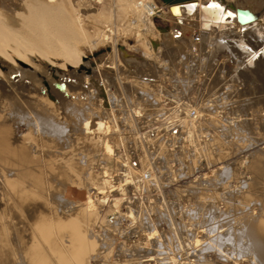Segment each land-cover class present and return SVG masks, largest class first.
<instances>
[{
	"label": "bare ground",
	"instance_id": "obj_1",
	"mask_svg": "<svg viewBox=\"0 0 264 264\" xmlns=\"http://www.w3.org/2000/svg\"><path fill=\"white\" fill-rule=\"evenodd\" d=\"M208 1L211 0H197L195 4L191 2L188 3L187 6H185L184 4L175 5L176 4L175 3L173 4L172 7L170 3H166L165 8L169 10L172 18L176 21V25L174 28L170 29L169 31L163 32L162 38L153 36L151 38L152 43L151 42L148 43L149 51L153 54L159 55L161 52H164L168 48L169 45L168 42L173 43V41L174 42L177 41V39H179L180 37L184 39L188 37L192 38L193 34H195L198 43L195 42V40H190V41L197 43L196 46L197 51L195 53L196 56H198L199 58L198 59L199 63L201 62L202 64L201 67L205 64L204 67L207 66L208 69L210 66L213 67V71L214 68L217 67V70H215L214 75L211 74L213 72L211 71L212 69L211 67H210L211 69L209 70L207 69L210 75L212 76L209 75L210 76L209 78V76L207 75L208 78H204L205 79L204 82H206L207 80V82L204 83L205 89L209 90L208 92H210L211 90H213L212 88L216 87L219 84H223L222 87L225 86L226 90H224L225 87L224 89L221 87L220 90L222 89L224 91L221 90L222 92L220 91V93L218 94L217 92H214L216 96L206 100L207 102L204 103V106L206 104L205 107L208 110L207 112H204L201 109L197 110L194 108L195 113L192 114L191 109H193V107L192 105L187 104V107L183 108L184 110H182L184 111L185 116L183 115L181 119L178 118L179 125L181 126L179 127L183 130L186 128L184 130L185 133L189 130L187 128H190L189 132L192 142L189 140L190 139L189 135H187L189 134V132L186 134L188 136V137L186 136V138L189 139H186L185 141L189 140L191 143H194L193 146L194 153H192L193 158L192 159L188 158L193 161L194 166L197 163V161L199 163L198 160L199 154H202L204 160H206L209 163L210 162L214 163V161H218L219 163L222 162L220 161L221 158L223 160V157L224 158H226L227 156L229 157L233 151L238 150L241 153V155L240 156L237 155L238 157L236 158L234 157L235 159L234 158L233 159L236 160V162H239L240 160L241 161L240 163H242L241 165H239V163H236L238 165L235 164L234 166L231 163L234 160L232 161L227 160L226 163H221V164L219 163L220 166H218L217 169L220 174L227 173L228 177L235 178V180L233 178L232 179L236 181V183L241 174H244L246 177H244V175L243 176L241 175L242 177L240 178L244 177L243 181L239 179L240 181L239 183L236 184L237 188L236 190L234 189V192L233 190L231 192L230 189L231 187L234 188L233 187L234 184L232 182L233 180L229 178L230 181L232 180L231 181L232 186L229 183L230 181L228 182V179L226 180L227 182L225 183H229L230 188H228L229 187L228 184L226 185V187L227 189L230 190L227 191L225 187L224 191H227V193L225 192L227 196L225 195V198L222 197L226 201L225 202L226 207L224 210L220 209L219 206L217 205V202L214 201L215 197L213 196L211 191V184L213 182L212 177L209 179L206 178L207 180L206 181L203 180V181L209 182L208 183L209 187L205 188L204 192L209 197L206 196L205 198V196L204 195L203 196L206 200L207 198H209L208 199L209 204L207 203L208 207H205L203 205L205 199L203 198L202 194H204V192L203 190H201L203 192V193L201 192L202 193L201 194L199 189L197 190V192L199 191L200 193V194L198 193V198H197L198 202L196 201L198 204H196V202L189 204V207L185 211H187V213L189 212V220L194 222L200 219L201 217L200 212L202 215L205 214L204 210H202L204 208H206L207 210L206 213L209 212L211 214L215 213L216 216L218 215L220 217L222 214H224V212L226 214V212H228L229 209L231 210L232 208H234L238 210L237 213L235 214L234 213L232 214L229 211L230 216L231 215L233 216L231 218H234V222H235L234 225L231 224L232 226L230 225L228 226L224 223V222H228L227 224L230 223L229 220L228 221L224 220L225 219L224 216L228 218L230 217L228 216L229 214L228 215L224 214V216L222 215L224 219L222 217L221 218L219 217V220L221 219L219 221L220 223H222V220L224 221L222 223L224 225H222L221 227L228 226L227 228L224 227L225 228L224 232L222 230L221 238L223 239L226 237L225 240L228 238L226 244L231 243V241L234 242L235 244L236 242L237 244H240L237 245V246H241L238 247L237 250L230 249L229 247L230 252L232 251L236 253L238 252L239 256L238 254L237 255L234 254L236 258L237 257L241 258L242 255L240 256V254L244 253L245 256L244 255L243 256L246 259H248L251 264H264V145H263L264 124H262V119L264 123V95L260 94L261 91H264V10H262V12H257L252 7V5H250V3H252L253 1L264 3V0H217L219 1L218 4L220 5L219 9L204 7L203 6L204 3ZM131 4L130 6H132ZM138 5L142 7L141 9L144 10L148 16L145 18L146 25L151 29H153L155 33L156 32L159 33L160 31L155 27V23L153 21V17H154L153 13L157 8L156 5L153 4L151 0L139 1ZM190 5L194 7H189ZM239 7L251 9L252 11L255 12L256 14L255 17L247 21L246 23L240 22L236 15H231L228 18L224 17L229 12L234 13ZM136 8H137V4H136ZM16 9H17L16 7H10L7 8V11L5 12L4 11L2 12L0 9V264H101L98 263L99 261L96 260L95 258L99 257L100 250L103 249L102 247L105 248V241L106 242L109 241L107 240L109 238H107L104 241L103 237H105V235L103 237L101 236L103 240H100L99 237H97L100 240L99 242L97 238L92 235L94 232H92L91 234V230H93L92 228L95 223V218H98L97 214L99 213L101 207L100 203L101 202L103 203L105 199L103 200L102 198L101 200L95 201L96 207L94 205H91V201L88 198L89 200L88 201L86 200L84 203L81 202L82 204H79L80 202H77L78 204L76 202H75L76 204L71 203L73 207L70 208L71 207L70 206L68 208L69 202L71 200H69L68 198L69 196L67 197L66 195L67 186L71 184L80 187V185L83 184V179L84 176L86 175L84 180V182L87 181L85 189L91 190V186H90L91 184L89 180L95 178L96 176L94 173L91 172L90 169V164L92 163L89 162L91 159L93 160L92 157L88 158L90 159L89 161L88 160L83 161L84 159L83 157H81L83 155H81L80 153L81 155L80 156L79 154H77L78 153L77 151H76L77 156H73L75 153H72V155L70 157L68 156V158L65 156L64 153L65 150L67 149L66 140L68 139V135H69V133H67L69 127L66 125V122H64L59 115L63 114L66 117L75 116L77 120L79 116V120H85L86 118L84 116H81L82 115L81 113L84 111V113L87 116L93 118L92 132L90 131L91 134L88 135L86 130L80 127H77L75 129V132L79 134L78 136L81 137L82 141H84L85 138L89 139V144L91 145V148H94L97 154H99L100 156L102 155L100 159L101 161H103L102 158L103 159L106 158L105 162H107L109 156L115 159L116 164L120 163L121 162L120 157L122 155L120 156L119 154L118 155L113 154L114 151H112L111 146L109 145L110 143L108 144L106 142L108 139L107 140L103 139L106 142L104 148H107L108 150L105 149L106 151L103 150L104 152H102L99 149L101 154L98 153V150L96 149L97 148L96 144L103 141L101 140V137L103 136L101 137H99V135L97 136V134L99 133L96 130H99L100 127L98 126L101 125L102 122H105L108 118L111 119L112 121L114 120L113 121L114 123L119 118H121L122 121L128 123L129 121L131 122V120L128 121V119L131 118V116L133 117V115H135L134 112H136V114L137 113L139 114V113H143L146 110L143 109V106L142 107L137 106L138 108L130 109V110L126 109V106L124 105L125 104V101L123 99L124 97L121 96L122 93L124 92H122L120 95L119 92H116L117 89L115 88L116 89L115 91V89H113L112 87L113 84H115V82H113V84L110 83L113 81L111 79L113 77L112 75L113 69L112 70L108 69L107 71L100 73L103 75H100L98 79L94 77V74H92L93 70L91 69V71L87 72V74L84 75L82 74L81 77H77V76L75 77L76 80H78L80 83L78 81L77 83H73L72 82L73 78H71L72 83L69 84L68 80L70 78L69 77L70 73L73 74H75L76 72L81 73V71L85 69L79 68L80 65L84 64V62L86 63L88 62L90 64V61L88 59L87 60L84 59L86 55L79 50L77 44H79V42L81 41L88 40L87 42L91 46L92 44L98 45V43L102 40L110 41L113 39L114 42L113 41L112 42L114 46L113 49L110 50L112 51L111 52L112 55L110 54L111 57L108 55L109 56L108 58L110 59L112 65L115 64L118 66L122 64L123 66H125L124 68L129 69V72L131 73L132 72L138 73L137 70L146 71V69L144 68H147L148 65L150 64L149 60L151 57H149L148 55L141 57V56H137L134 53H128V52L126 53L124 51L123 46L119 47V45L117 44V38L113 37V32H111L112 30L110 31L111 33H107L104 35H101L103 31L102 32L99 31L100 34L98 33L96 36L97 38L94 39L91 38L89 29L82 26V24L84 23H80L77 21H76L77 23H71L70 21L67 20L69 16L60 17L62 13L59 14V12L44 11L40 7L26 9V10L23 9V11H19L18 9L17 11ZM135 12L139 13V10H136ZM56 14H58L59 16H57ZM122 14H123V10H121L120 14L118 15L122 16ZM77 20H79V18ZM185 24H187V26ZM111 26L110 29L112 28ZM186 35L188 37H186ZM138 37H140L138 38V40H140L142 43L144 40L142 41L141 39L142 34H141V30L139 29H138ZM159 56L156 57L159 58ZM54 57L59 58L61 60L60 63L59 61L58 62L53 61L52 59ZM103 61L104 59L100 58L96 65V68L100 69L104 64ZM157 61L159 62V60ZM163 61H164L162 62L163 65L164 64L166 65L168 63L167 59L166 60L163 59ZM180 61L182 62L183 60H179V62ZM187 63L189 62H186V64ZM63 66L66 67V70L68 69L70 73L65 72L64 70L65 68L64 69L62 68ZM166 66H164L163 71H165ZM208 71H206L204 74H208ZM122 73H119V75L121 76ZM135 73H134L135 76L134 78L136 80L134 81L136 83L134 84L138 85L139 90L141 89L140 91L138 90V92L139 93L141 92L142 94L141 98L139 97L141 100L145 98V99H151L150 101H152L153 97L155 99V96L159 95L160 91L165 89L164 88L162 90H159V93H157L156 87H154V85L151 86V81L149 79L151 75L149 76L148 74L147 77H145L144 75L136 76ZM128 74L129 73L127 71V75H125L126 77L124 78L127 79ZM124 78L121 80H124ZM152 78L153 77L151 76V80ZM125 80L121 82L123 83L125 82ZM134 81H131L132 84ZM192 81H194V79ZM64 82H66V84ZM54 85H56L57 87H55ZM177 87L180 86L177 85L176 88ZM193 87H194V83L192 82L186 87V89H191ZM184 88L185 87H183V89ZM101 90H103L104 96L101 94L102 92ZM234 91L235 93H233ZM162 93L165 94L163 91ZM249 93L256 94L253 97L254 99L252 100L251 98L252 101L250 100L249 102V105L251 103L253 109V111L251 112L252 113L254 112L251 117L247 118V116L249 115L245 114L247 113L246 111L244 113L246 117H244V115L242 114L244 108L241 107L243 111L239 112L240 107L238 110H236L238 107L231 105L233 103V102L231 103V101L229 102L227 101L228 103L225 102L226 104L230 103V105L225 107H223L224 105H226L223 103L224 101L222 103L220 102L221 105L224 104L222 108L220 107L221 108L220 110L218 107H217L218 110H216V108L210 106L215 102V100L217 99L224 100V98L230 96L231 94L235 95L233 96V98L236 97V95L240 98L243 95ZM172 94L174 100L179 101L182 99V96L179 92L175 91V93ZM129 97L131 98V95ZM230 98L231 96L228 97V99ZM156 100L161 101L162 99L159 96L158 98L156 97ZM225 100H227V98ZM240 100L246 102L245 97L240 98ZM243 101L241 103H243ZM89 103L91 105H89ZM220 104L218 103V105ZM243 104H244L243 106L247 105L246 103ZM235 105H237V103H235ZM230 106L235 107L236 108L235 110L238 111L240 115L242 114L241 116L239 115L240 116L239 119H238V112H237V116L232 115L234 116L233 121H231L232 119L228 118L229 111L235 112L233 111L234 109L229 110L232 109L229 108ZM83 108H85L86 111ZM164 108L165 107L161 108L163 111L162 110L159 111L158 115L162 113L161 116H163L167 112L169 113V110L167 111L168 108L167 109ZM117 109L119 114L115 113ZM179 110H181V108ZM255 111H257V113L261 111L258 114L259 115L261 114L262 116L260 115L261 117H259V115L255 113ZM170 112H172V110H170ZM223 112L228 113V114L225 113L227 115L225 116L226 122H224L223 120L224 117V114H222ZM176 113L179 112L177 111ZM151 115L147 117L152 118ZM235 118H237V120ZM121 119L117 121L118 123H115V125L118 124L119 129L121 126L119 124L121 123ZM113 122L112 124L110 123L111 129ZM168 122H173V121H168ZM206 122L209 123V124L207 123L208 125L206 124L207 127H205L204 125ZM95 125H97L98 128L95 127ZM114 128L117 129L116 126H114ZM155 128L158 129L159 126ZM170 128L163 127L162 129L166 130V134L168 133L171 134L170 130H172V128L171 129ZM175 129L177 130L178 128H174V132L176 131ZM178 130L175 132L176 134H178ZM111 131L112 130L108 132L111 134ZM115 131L116 130H114L113 133L118 134V132ZM230 131L232 132V134H234L232 138H230V134H231ZM101 132L103 131L101 130L100 134ZM200 132L201 135L203 132L205 134L204 141L199 139L201 138ZM104 133L105 132H103L101 135H103ZM146 133L144 135H146ZM181 133L182 132H179V134ZM108 134H106V136H110ZM118 135L117 138L120 137ZM155 135L157 137L162 136V134L160 135V130H159V134L157 133ZM113 136H116V134L115 135L113 134ZM152 137H154V135L151 136V138ZM120 138H118L117 142L120 141L119 140ZM122 138L126 139L125 136ZM181 138L183 137L181 136ZM163 139L164 141L162 142L161 139L160 141H153L154 139H150V141L152 140L154 144L156 142L157 143L161 142L159 144L163 145V149L165 148L169 149L171 144L174 143L173 142L174 139L177 140V136L174 138L173 134H171L166 139L165 138ZM122 141H120V143L122 144L126 143L124 142L123 139ZM120 143H118V145ZM261 143H263L262 146H258L261 145ZM157 145L155 146L157 147ZM174 146H176V144ZM172 148H170V150ZM182 148L183 147H181V149ZM163 149L160 148V152L162 150V152H164L165 154L166 151H163ZM176 149L179 151L174 149L175 151L173 150V153L170 151L168 152L171 161L172 158L174 156L177 157L179 153H181L184 156V153L180 152V149L178 148ZM185 151H187L186 153L189 152L188 150ZM160 152L158 151L159 154H162V152L161 153ZM239 152L238 153L236 152V154H239ZM158 153H157L158 157L160 156L162 157L164 155L163 154L159 156ZM86 156H91V155L88 154ZM86 156L84 158H87ZM156 157H154V160ZM175 158L173 159L174 162H175ZM183 158H185V156ZM124 161L127 160L125 159ZM144 161L141 162L144 163ZM169 161L167 163H169ZM223 161H225V159ZM142 166L145 165L142 164ZM168 167L170 168L171 165ZM106 168L107 167H105V169ZM129 171H130L129 174H131V170ZM185 171L182 174L187 173ZM102 173L100 174L102 175ZM237 174L240 175L238 176ZM205 176L206 175H204V177ZM207 176L209 177V175ZM104 181H106V179ZM202 182L200 183L202 184ZM240 182L243 183L238 187V184H241ZM141 185H144V182L139 180L138 186ZM147 185L148 184H146V186ZM143 187H145V185ZM202 187L204 188V186ZM93 189L95 190V188ZM196 195L197 194H195V196ZM141 202L143 203L144 200ZM116 203L118 204L119 202ZM130 204L128 206H130ZM149 205L150 206H142V207L140 206L139 211L141 212L142 209L145 210L146 213L149 212L150 208H152L150 203ZM95 208L97 209V211ZM126 209L127 208H125V210L122 211H120L121 209L120 210L118 209V211L116 210V212H114L115 211L114 210L113 211L114 213L113 212L111 213L109 211L112 217V218L110 217V219L115 220L116 218H118V216H122V215L125 216L127 214L132 217L133 216L131 215L132 212L129 214V211L127 212ZM142 213L144 214V212ZM210 213L208 215H210ZM144 216L145 215L143 216L141 215L138 217L134 216L135 220L140 217L143 218L142 221L137 219L138 221L142 222V226L141 223L139 224L140 226H137L136 224L137 222H136L135 226L137 227L134 226L133 229L135 228L138 230L139 229L138 227L143 228V226H145V229H147L146 232L148 233L147 235H149L152 232V229L156 226V223L152 218L149 219ZM231 222H233V220H231ZM197 224L199 226L200 223ZM208 227L211 226L209 225ZM218 228H220L219 225ZM106 229L107 228L105 227V230ZM206 230L207 229L205 228V231ZM209 230L210 229L208 228V231ZM100 233L98 232V234ZM137 233L139 234L138 231ZM223 233L225 234V237H223L224 235ZM94 235H97L96 232ZM172 236L173 235L169 236L171 241H172ZM216 237L217 235L214 238L216 239ZM218 238L220 239V240L216 239L218 243L223 241L221 240L220 237ZM199 239L200 238H196L195 239L196 242L199 241ZM212 240L214 239L212 238ZM110 241L108 243H110ZM154 241H156L157 243V244L155 243L156 245H160V242H158L157 239H155ZM101 242L102 243L104 242L103 243L104 245H102ZM226 244H224V246ZM209 245H212V243L210 242ZM132 246L134 247L135 245ZM220 246L223 247L224 249L223 244H221ZM230 246L232 248L233 243H231ZM234 246L236 247V245ZM108 247L109 246H106V250ZM128 248L129 247H127V249ZM218 249L220 248L217 247L216 250ZM130 250L129 252H131ZM226 250L228 251L227 253H229L228 248L227 249L225 248L224 251ZM241 251L243 252L241 253ZM229 254H227V257L229 256ZM232 258L233 257H230V259ZM104 261L102 262V264H108Z\"/></svg>",
	"mask_w": 264,
	"mask_h": 264
},
{
	"label": "rangeland",
	"instance_id": "obj_2",
	"mask_svg": "<svg viewBox=\"0 0 264 264\" xmlns=\"http://www.w3.org/2000/svg\"><path fill=\"white\" fill-rule=\"evenodd\" d=\"M139 1H144V0H133V1L132 0H0V9H1L2 12L3 11L4 12L7 11V8H10V7H16L19 11H23V9L26 10V9H32V8L40 7L44 11L59 12V14L62 13V15H60V17L69 16L67 18V20L70 21L71 23H77V22L84 23V24H82V26L86 27L87 29H89L91 38H94V39H96L97 38L96 37L97 34L98 33L100 34V32H102V31L103 32L101 33V35L113 32V37L117 38V44L119 45V47L123 46L124 51L126 53L127 52L128 53H134L137 56H141V57H144V56H147V55L149 57H151L150 58L151 61L149 60L150 64L148 65L147 68H144V69H146V71L137 70V72L139 74L134 72L135 75L136 76L144 75L145 77H147L148 74H149V76L151 75L154 78V80H153V78H152L153 81L151 80V76H150V78L149 77L148 78L151 81V86L154 85V87H156V89L158 90L157 91L155 89L157 93H159V90H162L164 88L166 89V91H165V89L162 90L166 95L163 94L162 91H160L159 95L155 96V99L153 97L152 101H150L151 99H145V98L144 99L142 98L143 100H141L140 98H141L142 94H141V92L140 93L138 92L139 87L136 84L137 87H138L137 88L136 85L134 84V83H136L134 81V80H136L134 78L135 77L134 73L133 72L132 73L129 72V69L124 68L125 66H123L122 64H120L118 66L115 65V64L112 65L110 59L108 58L109 56L111 57V55H112V53H111L112 51H110V50L113 49V46H114L113 45V42H114L113 39L110 40V41H103L102 40V41H100L101 43L100 42L98 43V45L92 44L91 46L87 42L88 40L81 41V42H79V44H77L78 47H79V50L83 54H85L86 56L88 54H91V53L97 51V50H102L97 56H92L91 57V59L93 61H95V64L93 66L91 65V69L93 70L92 74H94V77H96L98 79L100 75H103V74H100V73L105 72L108 69H111V70L113 69L112 70L113 77L111 78L113 81L110 82V83L113 84V82H115V84H113L112 87H113V89L116 88L117 91H116V89H115V91L119 92L120 95H121L122 92H124V93H122L121 96L124 97L123 99L125 101L124 105L126 106V109L130 110V109H135V108L143 106V109L146 110V111L143 112L144 114L143 113H139L141 115H139L138 113L136 114V112H134L135 115L132 114L133 115V117L131 116L132 119L131 118L128 119V121L131 120V122L129 121L128 123L122 121L121 118L117 119V117H116L117 121L121 119V123H119L121 125L120 129L118 128L119 127L118 124L115 125V123H118V122L115 120L116 122L114 123L113 122L114 120L112 121L109 118L107 120L105 119L106 121L104 120L105 122H102L101 125L98 126L100 128H99V130H96L99 133V134H97V136L98 135H99V137L103 136V137H101V140H103V139L107 140L108 139L106 142L108 144L110 143L109 145L111 146L112 151H114L113 154L114 155L115 154L116 155L119 154L120 156L122 155L121 157L123 158V161L125 159L127 160V161L123 162L122 158L120 157V161L121 162L117 163L118 165L116 164L115 159L113 157H109V156H108V159H107L108 160L107 162L109 164L107 162H105L106 158H104V159L102 158L103 161H101L100 159H101L102 155L100 156L99 154H97V152H96V150L94 148H91V145L89 144V139L85 138L84 141H82L81 137L78 136L79 134H77V132H75V129L77 127H80V128H84L88 135L91 134L92 126H93V118L87 116L84 113V111L81 113L82 114L81 116H84L86 118L85 120H79V116H78V120H77L75 118V116L66 117L63 114L59 115L62 118V120L64 122H66V125L69 127L68 128V132H67V133H69V135H68V139L66 140L67 149L65 150V153H64L65 156L68 158V156L70 157L72 155V153H75L73 156H77V154L80 155V153H81V155H83V156H81V155L80 156L83 157V159H84L83 161H87V160L89 161L90 159H88V158L92 157L93 160L91 159L90 162H89V163H92V164H90V169H91V172L94 173L95 176H96L95 178H92V176H91L92 179H90L91 181L89 180V182L91 184L90 185L91 186V190H86L85 189L87 181L84 182V180H85L86 175L84 176L83 184H81L80 187L77 186V185L74 186V185H71V184H69L67 186L68 190L66 189V195H67V197L69 196L68 197L69 200L74 201V202H71V201L69 202L68 208L70 206H71L70 208L73 207V205L71 203L80 202L79 204H82L86 200L88 201L89 199L91 201V205H94L96 207V202L95 201L101 200L102 198H103V200L105 199L103 201V203L102 202L100 203L101 207H100L99 213L97 214L98 218H95V223H94L93 228H92L93 230H91V234H92V232H94L92 234L94 237H96V238L99 237L100 240H103V238H104V241L107 238H109L107 240H109V241L111 240L110 243H112V244H110V243H108L109 241H107V242L105 241V248L102 247L103 248V249H101L102 251L100 250V253H102V254L99 253V257H97L98 259L95 258L96 260L99 261L98 263H101V264H102V262L104 260H105L104 262H106L108 264H111V263L112 264H118L119 262H120L119 264H124V263L125 264L126 263L127 264H136V263L137 264H187V262H188V264H196V263L197 264H199V263L200 264H203V263L204 264H224V263L225 264H251L250 261L244 257L245 255H244V253H242L243 251H241L242 254H240V256L242 255L241 258L240 257L236 258L235 255H237L238 252L236 253V252H234L232 250L231 251L233 253L230 252L229 247H230V249H236L237 250V248L241 247V246H237V245H240V244H237V242L235 244L234 242H232L230 240L231 243H233V247L231 248V246H232V245L230 246L231 243H227L226 244L228 238L225 240L226 237H225L224 233H223L224 234L223 237H225V238H223V239L221 238L222 237L221 236L222 230L224 232L225 231L224 227H226V226L221 227L222 225H224V224H222L224 221L222 220V223L219 222L221 220V219L219 220L220 216H218V215L216 216L215 213L211 214L210 212H209L210 215H208L209 213H206L207 210H206V208H204V209H202V210H204V213H205L204 215H202L201 212L199 211L201 217H200V219H198V218L197 219L200 222L198 220L193 222V221L189 220V212L187 213V211H185L189 207V204L195 203L196 201L198 202L197 198H198L199 191H200V193L202 192L201 190H203V192H204V189L209 187L208 186L209 182H205V181L207 179L211 178V177H212V181H213L212 184H211V191H212L213 196L215 197L214 201L217 202V205L219 206L220 209L224 210L225 207H226V203H225L226 201L222 197L225 198V195L227 196V194H225V192L227 193V191L230 190V189H231V192H232V190L234 192V189L236 190V188H237L236 184L239 183L240 180L243 181V178L246 177L244 174H241L242 176L244 175V177L240 178L242 176L240 174H237L238 176L239 175L240 176H239V178L237 177L238 180H237V183H236V181H234L235 178L228 177L227 173L220 174L218 172V169H217V167L220 166L219 163L220 164L221 163H226L227 160L228 161H232L236 157L240 156L241 153L238 150L237 151H233L231 153L233 156L230 154V156H229L230 158L228 156H227L228 158L225 156L227 159L223 157V160L225 159V161H223L222 158H221L220 161H222V162H219V163H218V161H214V163L213 162L209 163L206 160H204V157H203L202 154H199V156H202V157L198 156L199 163L197 161V163L194 166L193 161L190 160V159L193 158V154L192 153H194V151H193L194 143H191L192 141H191L190 132H189L190 128H187L189 130L188 131L186 130L187 132L185 133L184 130L186 128L183 130V129L180 128L181 126L179 125V119H181L183 115L185 116L184 111H182V110H184L183 108L187 107V104L188 105H192V107H193V109H191L192 110V114L195 113L194 108L197 109V110L201 109L204 112H207L208 110L205 107L206 104L204 106V103L207 102L206 101L207 99L213 98V97L216 96L214 92H217V94L220 93V91L222 90V89L220 90V88L222 87L223 84H219L220 87H219V85H217L218 86V87L216 86L217 88L216 87L212 88L213 90H211L210 92H208L209 90L205 89V84L204 83H206L207 80H206V82H204V80H205L204 78H208L207 75L208 76L210 75L208 70L212 68L211 71H213V67L210 66L211 68L209 67V69H208L207 66L204 67L205 64L201 67L202 64H201V62L199 63V61H198L199 58H198V56H196V53H195L197 51V47L196 46H197V43H198V41L196 40L197 37H196L195 34H193L192 38H190V37H188L186 35V37H188L189 39L188 38L184 39L182 37H180V38L178 37L179 39H177V41H175V42L173 41V43L172 42H170V43L168 42V44H169L168 48L164 52H161L159 54L161 56L151 53L149 51V45H148V43H150L152 41L151 38L153 36H157L158 38H162V33L166 32V31H169L170 29L174 28L175 25H176V21L172 18L169 10H167L165 8L166 3H164L163 0H151V2H153V4H155L156 7H157L155 9V12L153 13V16H154L153 17V21L155 23V27L160 31L159 33H157V32L155 33L153 31V29H151L150 27H148L146 25L145 18L148 17V16L145 13V11L141 9L142 7H140V5H138ZM145 1H147V0H145ZM134 2L137 4V8H136V4ZM253 2H255V3H253ZM253 2L250 3V5H252V7L255 9V11L262 12V10H264V3L257 2V1H253ZM130 4L132 6H130ZM138 7H140V8H138ZM121 10H123V14H122V16H119L118 14H120ZM134 10L135 11L139 10V13H136ZM56 15L59 16L58 14H56ZM78 18H79L80 21L77 20ZM113 24H114V26H113ZM185 25L187 26V24H185ZM110 26L112 27L111 29H110ZM113 28H115V29H113ZM138 29L141 30V34H142L141 39H142V41L144 40L142 43H141L140 40H138V38H140V37H138ZM190 40H195V42H197V43L192 42ZM144 42L147 45H145ZM107 47H109V49H107ZM156 56H159V58H157ZM100 58L104 59V61H103L104 64L102 65L103 68L101 67L100 69H98V68H96V65H97V63H98ZM163 59L164 60H166V59L168 60L167 62L169 64L167 63L166 64L167 66L165 64L163 65V63H162V62H164ZM52 60L56 61V62L59 61V63L61 61L59 58H55V57ZM157 60H159V62ZM173 60H175V61H173ZM179 60H183V61L179 62ZM185 61L189 62V63L186 64ZM84 64L85 65H90L88 62L87 63L84 62ZM115 66H116L117 69L115 68ZM164 66H166L165 71H163L164 70ZM187 67H190V68H187ZM62 68L63 69L65 68L64 69L65 72H67V73L69 72L68 69H67L68 71L66 70V67L63 66ZM205 68H206V70H205ZM126 70L129 73L128 76H127V79L124 78V77H126L125 75H127V71ZM215 70H217V67L214 68V71L211 73L212 75L215 74L214 73ZM206 71H208V74H204ZM146 72H147V74H146ZM77 73H78V75H77ZM119 73H122L123 75L121 74V76H120ZM82 74L83 75L87 74V72L85 70H83V71H81V73L80 72H76L75 74L70 73L69 74L70 78L68 80V83L69 84L72 83V82L73 83H77L78 80H76L75 77L76 76L77 77H81ZM173 75H175V76H173ZM212 75H210V76H212ZM115 76H116V78H115ZM117 76L120 79V81L117 78ZM210 76H209V78H210ZM121 77H123L124 80L126 79L127 82L125 80V82L122 83L121 81H124V80H121V79H123ZM181 77H183V78H181ZM71 78H73L72 82H71ZM179 79H181V80H179ZM193 79H194V81H192ZM131 81H134L133 84H132ZM189 81H190V83H192V82L194 83V87L191 88V89H186V87L190 84ZM239 82H240V80H239ZM64 83L66 84V82H64ZM177 85L180 86L181 88L180 87L176 88ZM54 86L57 87L56 85H54ZM173 87L176 88L177 90L174 89ZM183 87H185V88L183 89ZM224 87H222V88L224 89ZM179 88L181 89V91H180ZM174 90L181 94V96H182L181 100L182 101L181 100H179V101L178 100H174V98L172 96L173 95L172 93H175ZM224 90H226V87H225ZM224 90H222V91H224ZM211 93H214V94H211ZM233 93H235V91ZM168 94H170V95H168ZM260 94L264 95V91H261ZM130 95H131V98L129 97ZM255 95L256 94H254V93H249V94L243 95L242 97H245V101H246V102H244L243 100H240V98H242V97L239 98L236 95V97H234L235 98L234 99L233 96H235V95L231 94L230 95L231 96L230 99H228V97H230V96L226 97L227 100H225L226 98H224V100L223 99L222 100H218L217 98H215L217 100L214 99L215 102L213 104H211L210 106H213L214 108H216V110H218V108L220 110L224 104H226L229 101H231V103L233 102L231 105H233L235 107H238V108L236 109L235 107L230 106L229 108H232V109H229V110H233L234 109L233 111H235V112L229 111L228 112L229 114L227 112H225L226 114H228V118L232 119L231 121H233L234 116H232V115H236L237 116V112L238 111H236V110H238L239 107H240V109H239L240 111L239 112L243 111V109H241V107L244 108V111L242 112V114L244 115V117H246V115H249V116H247V118H248V117H251L253 115V113H254V112L253 113L251 112V111H253V109H252L251 103L249 105V102H250L251 98H252V100L254 99L253 97ZM132 96H134V97H132ZM159 96L161 97V99H162L161 101H163V102L157 101L160 98L156 100V97L158 98ZM248 96H250V97H248ZM172 99H173V102H172ZM202 100H203V102H202ZM165 101H167V102H165ZM242 101H243V103H246L247 105L245 104L246 106H243L244 104L241 103ZM220 102L221 103L223 102L224 104L221 105ZM218 103L220 105H218ZM235 103H237V105H240V104H242V105L237 106V105H235ZM126 104H128V105H126ZM89 105H91V104L89 103ZM135 105H136V107H135ZM176 105L177 106L179 105V106L177 107ZM228 105H230V103L224 105L223 107L228 106ZM163 107H165L166 109L168 108L167 111L169 110V113L167 112L163 116H161L162 113L158 115L159 111H161L162 110L161 108H163ZM180 108H181V110H179ZM83 109L86 111L85 108H83ZM170 110H172V112H170ZM177 111L179 113H176ZM245 111L247 113H245ZM239 112H238V119L242 115V114L240 115ZM260 112H258V113H260ZM115 113L119 114L118 109L116 110ZM225 113L224 112L222 113V114H224V117H223L224 122H226L225 116H227ZM255 113H257V111H255ZM258 113H257V115H259ZM149 115H151L152 118H150V117L148 118L147 116H149ZM155 115H157V116H155ZM257 115H255V116H257ZM260 115H259V117L262 116V115L261 116ZM135 117H137V118H135ZM192 117H193V115H192ZM133 118H135V119H133ZM167 118H169V119H167ZM235 119L237 120V118H235ZM177 120H178V122H177ZM168 121H173V122H168ZM112 122H113V125H112V129H111ZM122 123H124V124H122ZM207 123L208 122H206L204 124L205 127H207L206 126ZM169 124H170V126H169ZM262 124H264L263 123V119H262ZM97 125H95V127H97ZM105 126H107V127H105ZM114 126H116L117 129H115ZM141 126H142V128H141ZM158 126H159L158 129L160 130V135L162 134V136H159V137H157L155 135L157 133L159 134V130L155 128V127H158ZM163 127L164 128H170L171 127L172 130H173V131L170 130L171 134H173L174 138L177 136V140L174 139V141H173L176 144V146H174L175 144L172 143L171 146L169 147V149L165 148L166 150L163 149V145L162 144L160 145L159 143L164 141L163 138L166 139L171 134H169L168 132H167L168 134H166V130L162 129ZM113 128H114V130H116L118 132L119 135L117 133H113L114 132ZM133 128H135V129H133ZM174 128H178V129L180 128L179 130L177 129L178 130V134H179V132H182V133L179 134V136H178V134L175 133L177 130L175 129L176 131L174 132ZM205 129H207V128H205ZM101 130L103 132H105L103 135H101L103 132H101V134H100ZM104 130H106L107 133ZM110 130H112L111 134L112 133L114 135L116 134V136H113V134L111 136V134L109 133ZM119 131H120V133H119ZM121 131H122V133H121ZM155 132H157V133H155ZM183 132H184L185 135L183 134ZM188 132H189V134H187ZM204 132L202 133L203 136L201 135V132H200L201 138H199V139H201L203 141L205 140ZM145 133H146V135H144ZM106 134H108L110 136H106ZM186 134L189 135L190 139L186 138V136H187ZM117 135L121 137V138L118 137V138H120L119 139L120 141H122V139H123L124 142H126V143L122 144V143H120V141L117 142V140H118ZM150 135L151 136L154 135V137H157V138H154V137L151 138ZM180 135L183 138H181ZM124 136H125L126 139L122 138ZM232 136H234V134H232V132H231L230 138H232ZM144 137L147 138L148 140L145 139ZM150 139H154L153 141H160V139H161V142H159V143L156 142L157 144H159V145H157L156 143L154 144V142H152V140L150 141ZM186 139H189L191 142L189 140L185 141ZM149 141L152 142V143H150ZM106 142H105V140H103L102 142L97 143L96 144L97 146L95 145L97 147L96 149L98 150V153L101 154L100 150L102 152H104L103 150L107 149V148H104L105 147L104 145H105ZM118 143H120V144L118 145ZM189 143H191V144H189ZM262 144L263 143H261V145H258V146H262ZM155 145H157L158 148ZM159 146H160L161 149H163V151H166L165 154H164V152H162V150H161L162 154L158 153V151L160 152ZM181 147H183V148L186 147L184 149L188 150L189 152L186 153L187 151H185L183 148L181 149ZM187 147H189V148H187ZM170 148H172V149L170 150ZM176 148L180 149V152L184 153L185 158H183L184 156L181 153H179V155L177 157L176 156H174V157L171 156V157H173L172 161H171V158H170V155H168V152L170 151V152L173 153L174 149L177 150ZM177 151H179V150H177ZM234 152H235V154H234ZM236 152L237 153L239 152V154H236ZM157 153L159 154V156L163 155V154L164 155L162 157L161 156L158 157ZM174 153H176V152H174ZM185 153H186V155L188 154L190 157L188 155L186 157ZM88 154L91 155V156H86ZM125 155H126V157H125ZM153 155H155V156H153ZM165 155H166V157H165ZM180 155H182V156H180ZM80 156H78V157H80ZM85 156L87 158H84ZM154 157H156L155 160H154ZM178 157H179V159H178ZM174 158H175V162L173 160ZM180 158H182V159H180ZM188 158H190V159H188ZM166 160H168V161L170 160L171 162L169 161V163H167L168 161H166ZM141 161L142 162L144 161V163H142ZM190 161H192V162H190ZM183 162H184V164H183ZM240 162H241L240 160H239V162H236V160H234L231 163H232V165L235 166L236 163H239V165H241L242 163H240ZM141 163L144 164L145 166H142ZM165 163H167V164H165ZM131 164H132V167H131ZM169 164L171 165L170 168L168 167V166H170ZM191 164H193V165H191ZM236 165H238V164H236ZM105 167H107V168L105 169ZM164 168H166V169H164ZM129 170H131V174H129L130 173ZM190 170H192V171H190ZM184 171L187 172V173L182 174ZM133 172L136 173V174H134ZM100 173H102V175ZM104 173H105V175H104ZM145 173H148L149 176L145 177ZM129 175H130V177H129ZM204 175H206V176L204 177ZM207 175H209V177ZM210 175H212V176H210ZM202 176H203V178H202ZM102 178H104V179H102ZM229 178H231V179L233 178L234 179V180L232 179L233 181L231 180L233 182V184L235 185V186L233 185L234 188H232V187L230 188L229 185L232 182L229 180ZM105 179H106V181H104ZM227 179H228V182L230 181L229 182L230 184L229 183H225V182H227L226 181ZM139 180L144 182V185H145L146 188L143 187L144 185L138 186ZM203 180H205V181H203ZM192 182H194V183H192ZM200 182H202V184ZM145 183L148 184V185L146 186ZM203 183H205V184H203ZM240 183L241 184H238V187H239V185H242L243 182H240ZM92 184H94V185H92ZM227 184L229 186L228 188H230V189H227V187H226ZM202 186H204V188ZM231 186H232V184H231ZM197 187H199V188H197ZM200 187H202V188H200ZM225 187H226L227 191H224ZM93 188H95V190ZM107 188H108V190H107ZM98 189L100 190V192H99ZM197 190H199V191L197 192ZM221 192H223V193H221ZM89 193H91V194H89ZM195 194H197V195L195 196ZM203 195L205 196V198H206V196H208L207 194H205V192H204V194H202V196ZM204 196H203V198H204ZM115 199H117L118 201L115 200ZM208 199L209 198H207V200L205 199V202L203 200V202H204L203 205L205 207H208V204H209V200ZM143 200L145 202V203L143 202L144 204L141 202ZM116 202H119V203L117 204ZM197 202H196V204H198ZM149 203L152 206V208H150L149 212L146 213V211L142 210V209H141V212L139 211L140 210V208H139L140 206L141 207L142 206H150ZM129 204H130V206L131 205L132 206L131 207L128 206ZM117 205H119V206H117ZM136 207H138V208H136ZM125 208H127L126 210H127V212L129 211V214L132 212L131 213V215H133L132 217L127 214L125 216H123V215L122 216H118V218L115 217L116 218L115 220L114 219H110V217H111L110 214L114 210H115L114 212H116V210L118 211V209L119 210L121 209L120 211H122V210H125ZM200 208H202V207H200ZM112 209H114V210H112ZM232 209L235 210V211H233ZM232 209L231 210L229 209V211L232 214L233 213L234 214L237 213L238 210H236L234 208H232ZM136 210H138V211H136ZM96 211H97V209H96ZM229 211L226 212V214L224 212V214L225 215L229 214L228 216H230ZM142 212H144V214ZM202 213H203V211H202ZM224 214H222V215L224 216ZM141 215L142 216L145 215L144 217H147L149 219L152 218L155 221V223H156V226L152 229V232L149 235H147L148 233L146 232L147 229H145V226H143V228L142 227H138L139 228L138 230L134 228L135 230H137L139 232V234L137 233V231H135L133 229V227L135 226L136 222H137L136 223L137 226H140L139 225L140 223H141V226H142V222L141 221H142L143 217L142 218L141 217L137 218L138 220H141V221H138L137 219L136 220L134 219V216L138 217V216H141ZM222 215H221V217L223 218ZM207 216H209V217H207ZM231 217H233V216L231 215L229 218L224 216L225 219L223 218L225 221L229 220V222H230L229 224H227L228 222H224L228 226L229 225L232 226V225L235 224L234 218H231ZM209 218H211V219H209ZM217 220H218L219 223L217 222ZM231 220H233V222H231ZM201 221H203V222L206 221V222L203 223ZM214 221H216V222H214ZM188 222H190V223H188ZM196 222L200 223L199 226H198V224ZM207 223H209V224H207ZM216 223H217V225H216ZM99 224H101V225H99ZM202 225H203V227H202ZM209 225L211 227H208ZM218 225H219L220 228H218ZM137 226H135V227H137ZM105 227L107 228L106 230H105ZM114 227H115V230H114ZM205 228L207 229L206 231H205ZM208 228L210 229L209 231H208ZM203 229H204V231H203ZM131 230H132V232H131ZM195 230L197 231L198 234L196 233ZM95 232H96V234L98 236L94 235ZM98 232L99 233L101 232L102 234L101 233L98 234ZM194 233H195V235H194ZM217 233H219V234H217ZM106 234H108V235H106ZM104 235H105L106 238L103 237ZM171 235H173L172 236V241L169 238V236H171ZM193 235H194V237H193ZM199 235H200V237H199ZM216 235H217L216 239H219L218 237H220L221 240H223V241L218 243V241H216V239L214 238ZM211 237L214 240H212ZM196 238H200L199 241L196 242V240H195ZM99 239L97 238V240L100 242ZM155 239H157V241L160 242V245H156L157 243H156V241H154ZM112 240H113V242H112ZM224 240H225V242H224ZM152 241H154V242H152ZM210 242L212 243V245H209ZM103 243H102V245H104ZM220 243L223 244V246H224V244H226L224 246V249H223V247L220 246L221 245ZM132 245H135V246L133 247ZM203 245H205V246H203ZM234 245H236V247ZM106 246H109L107 248V250H106ZM122 246H123V248H122ZM127 247H129V248L127 249ZM217 247L221 249V250L218 249L220 252L218 250H216ZM197 248H199V249H197ZM225 248L226 249L228 248L229 253L231 255L229 253H227L228 252L227 250L224 251ZM129 250L131 252H129ZM104 252H106V253H104ZM227 254H229V256H228L229 259L227 257ZM238 256H239V254H238ZM230 257H233L235 259H233V258L230 259ZM189 262H192V263H189Z\"/></svg>",
	"mask_w": 264,
	"mask_h": 264
},
{
	"label": "water",
	"instance_id": "obj_3",
	"mask_svg": "<svg viewBox=\"0 0 264 264\" xmlns=\"http://www.w3.org/2000/svg\"><path fill=\"white\" fill-rule=\"evenodd\" d=\"M165 3H170L171 4V7L173 6V4L175 5H180V4H184L185 6H187L188 3H193L195 4L197 2V0H163ZM213 3H216L218 4L219 1L217 0H211V1H208L206 3H204V7H209L210 4H213ZM231 13V12H229ZM229 13H227L224 17H229L231 15H229ZM232 15H236L239 19L240 22L242 23H246L247 21L253 19L255 17V12L252 11L251 9L249 8H243V7H239L237 8V10L232 13ZM224 19V18H222ZM107 49H109V47H107ZM102 50H97L91 54H88L87 56L84 57L85 60L89 59L90 61V65H85V64H81L79 68H84L86 70V72H90L91 71V65L93 66L95 64V61H93L91 59L92 56H97ZM102 89V88H101ZM101 94L104 96V93H103V90H101Z\"/></svg>",
	"mask_w": 264,
	"mask_h": 264
},
{
	"label": "snow or ice",
	"instance_id": "obj_4",
	"mask_svg": "<svg viewBox=\"0 0 264 264\" xmlns=\"http://www.w3.org/2000/svg\"><path fill=\"white\" fill-rule=\"evenodd\" d=\"M189 7H194V6L190 5ZM209 7L213 8V9H219L220 5L216 4V3H213V4H210ZM229 15H232V13H229Z\"/></svg>",
	"mask_w": 264,
	"mask_h": 264
},
{
	"label": "built area",
	"instance_id": "obj_5",
	"mask_svg": "<svg viewBox=\"0 0 264 264\" xmlns=\"http://www.w3.org/2000/svg\"><path fill=\"white\" fill-rule=\"evenodd\" d=\"M149 175H148V173H145V177H148Z\"/></svg>",
	"mask_w": 264,
	"mask_h": 264
}]
</instances>
